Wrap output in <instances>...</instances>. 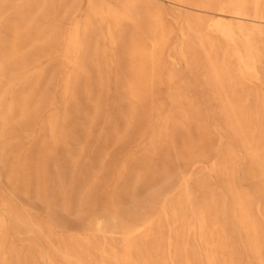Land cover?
Wrapping results in <instances>:
<instances>
[{
	"label": "bare ground",
	"instance_id": "obj_1",
	"mask_svg": "<svg viewBox=\"0 0 264 264\" xmlns=\"http://www.w3.org/2000/svg\"><path fill=\"white\" fill-rule=\"evenodd\" d=\"M9 1L0 0V30L4 31L0 35V162L11 164V173L20 174L28 186L30 157H21V141H16L18 134L12 123L24 124L46 103L43 95L40 108L36 92L44 70L31 69L49 54L48 43L60 33V25L46 22L51 17L42 14L49 7L48 0H25L16 7H9ZM169 1L214 14L208 26L231 44L221 50L203 47L201 52L204 82L210 90V100L216 104L213 119L236 145L228 141L217 144L222 136L213 134L207 115L190 91L179 92L182 85L174 73L167 76L177 90L169 95L174 112L154 105L150 93L160 80V60L170 39V33L163 30L158 15H154L147 42L141 32L130 36L132 81L124 95L130 102L126 124L134 125L139 105L144 104L147 111L157 110L154 119L147 116L150 131L142 164L150 173L155 168L159 170L148 181V187L158 180L168 184L145 201L147 213L130 218L114 202L106 216L93 223L102 236L120 234L118 247L108 241L100 246L85 236L78 245L80 252L82 257L97 252L99 264H264V88H244V84L257 86L264 82V49L254 46L256 36L264 31V0ZM121 2L122 7L114 9L103 1L96 5L95 0H89L83 21L77 16L69 18L72 20L62 41V53L73 71L64 80V94L78 83L79 74L86 73L87 38L94 18L105 23V37L111 45L124 41L121 28L124 22L135 20L132 11L138 2ZM6 11H10L8 15H4ZM188 40L185 35L180 47L182 55L194 50ZM197 43L205 44L203 40ZM6 70L11 72L9 77H4ZM54 128V120H43L44 132H54ZM237 148L242 149L241 158ZM213 151L215 160L208 173L219 176V185L211 183L207 175H187L183 165L195 164ZM245 165L243 175L238 176L239 167ZM174 169L178 172L173 183L168 179ZM253 178L260 181L244 189L243 184ZM168 190L172 192L165 196ZM5 228L0 216V260L13 254L3 245ZM81 259L77 261L84 264Z\"/></svg>",
	"mask_w": 264,
	"mask_h": 264
},
{
	"label": "rangeland",
	"instance_id": "obj_2",
	"mask_svg": "<svg viewBox=\"0 0 264 264\" xmlns=\"http://www.w3.org/2000/svg\"><path fill=\"white\" fill-rule=\"evenodd\" d=\"M95 1L96 5L103 1L114 9L123 5L121 0ZM24 2L10 0L8 5L16 7ZM48 2L49 7L42 14L51 17L46 22L60 25V33L49 41V54L41 57L31 69L44 70L36 92L40 108L43 95L46 103L40 113L24 124L12 123L18 134L16 141H21V157H30L29 185L23 184L20 174L11 173V164L0 162V216L6 223L3 245L13 253L0 260V264H80L77 261L80 258L84 264H99L101 259L97 252L82 257L78 246L82 239L88 236L100 246L108 241L118 247L121 235L109 233L102 236L95 231L93 223L106 216L107 208L111 209L114 202L119 203L130 218L147 213L145 201L168 184V181L158 180L148 187V181L156 177L159 170L155 168L154 173H150L142 164L150 131L147 116L154 119L157 110L147 111L144 104L139 105L134 125L128 127L126 124L130 102L124 99V95H127L132 81L130 36L141 32L147 42L149 25L154 21L153 16L158 15V22L164 31L170 33V39L160 60V80L150 93L154 96L153 103L164 111L174 112L169 95L177 90L167 81L169 73H174L182 85L179 92L190 91L207 115L213 134L222 136L217 144L233 141L213 119L216 104L210 100V90L204 82L201 48L212 46L221 50L230 48L231 44H226L216 30L208 26L214 14L182 8L169 0H137L132 11L135 20L124 22L121 28L122 43L111 45L105 37V23L99 18L92 20L93 28L87 38L86 73L79 74L78 83L64 94V80L73 69L63 57L62 41L71 25L72 19L69 18L77 16L83 21L88 13L89 0ZM1 34L4 31L0 30ZM185 35L189 36V44L194 50L182 55L180 47ZM199 40L205 44H198ZM256 40L254 46L264 49V31L256 36ZM10 73L6 70L4 77H9ZM244 88L261 89L264 82L257 86L244 84ZM45 118L55 121L54 132L41 129ZM236 150L241 158L242 149ZM214 160L213 151L197 163L191 162L183 167L187 175H207L211 183L219 185V176L208 173ZM246 168V165L239 167L237 175L242 176ZM175 170L168 179L173 183L178 172ZM259 181L258 178L250 179L243 188L250 189ZM67 254L70 257H66Z\"/></svg>",
	"mask_w": 264,
	"mask_h": 264
}]
</instances>
